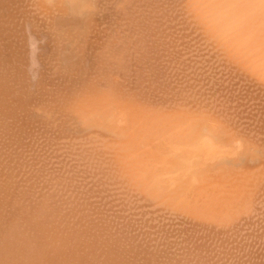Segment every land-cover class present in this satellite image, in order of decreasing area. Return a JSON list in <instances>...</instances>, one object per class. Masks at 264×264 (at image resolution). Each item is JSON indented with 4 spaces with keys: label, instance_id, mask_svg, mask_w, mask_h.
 <instances>
[{
    "label": "rangeland",
    "instance_id": "obj_1",
    "mask_svg": "<svg viewBox=\"0 0 264 264\" xmlns=\"http://www.w3.org/2000/svg\"><path fill=\"white\" fill-rule=\"evenodd\" d=\"M0 19V164H2L0 165V196L2 194L3 197V200L0 197L1 207L3 204L18 205L26 209L29 202L33 203L35 198L40 201L39 198H42V204L46 202L43 205L47 208L43 207L41 201L38 203L36 200L34 202L36 205L33 203L36 208L31 204L32 208L28 207L27 214L33 216L32 219L29 217L31 223L38 217L41 224L45 223L43 225L46 227H48L46 224H49L48 230L51 229L50 225L55 226V223L56 226L59 225L57 229L62 226L68 228L69 219L70 222L72 221V228L68 229L76 228L73 220L78 219L76 221L78 222L81 218L79 215L84 213L85 220L82 217L79 221L81 226L77 227L82 233V229L87 224L85 221H89L91 225L95 222L103 225L110 218L109 223L112 225L114 221L116 223L122 219L121 222L125 221V225L130 226L128 229L133 231H128L127 227L119 222L121 231L125 229L124 232L122 231L123 235L129 234L128 237H131L128 240L125 239L127 236L120 239L122 234L120 227L116 226L118 224L113 226L117 229L111 227L116 233V230L120 231L117 234H121L119 236L112 230L115 234L114 238L116 235V238L119 236L118 243L116 238V243H112L114 240L111 242L108 237L112 245L118 247L115 246L117 250L111 247L114 253L111 252L110 247L107 250L103 246L107 235L111 234L110 236L113 237L109 225L106 234L107 226L105 229H101V226L97 230L98 233L95 231L97 227L93 226L95 229L93 231L97 235L102 232L106 236L101 233V238L104 237L105 240L98 239V241L96 240L98 236L96 237L89 223L87 226L91 230L88 227L84 228V231L88 229L95 235L91 236L94 238L91 244L95 245L92 249H98V245L101 249L103 246L105 250L102 248L104 251H101L104 254L108 253L109 258L111 256L108 251L113 257L117 256L116 251H118L115 260L123 262L124 259L125 263L121 264H134L135 261L145 264L144 259L147 258V262L155 258L151 261L164 264V261H169V254L170 258L171 254L178 257L172 256L173 263L169 258L170 264H179L174 258L180 260L186 254L182 262L180 260L183 264L187 260L190 263L186 264L195 262V264H211V262L212 264H250L252 261L251 264H256L258 261L264 264V3L262 0H0ZM28 39H31V42ZM32 39L35 42H32ZM30 57H33L31 58L33 60ZM234 87L237 89L234 90ZM243 119L245 123L242 122ZM206 124L213 125H211L214 127L212 131L205 129ZM210 133L218 141L213 157H210L211 153H199L200 147H205L204 140ZM165 141L172 143L167 145ZM183 147L188 148L186 151L191 154V159L194 158L192 163L178 157L182 154ZM193 152L199 154L194 157ZM62 157H65L66 161ZM68 166L73 167L71 173ZM20 167L25 171H20ZM33 167L34 170L31 171ZM26 170L31 172L27 175L28 178ZM57 171L61 172L58 174ZM73 171L76 173L72 174ZM42 172L48 175L43 176ZM66 172L69 177L65 176V180L63 176L67 175ZM5 173L6 179L2 178ZM21 174L25 175L24 179ZM16 175L20 176L17 178ZM71 176H74V180ZM8 177L13 181L9 183ZM75 177H78L80 182L76 181ZM29 179H32V182ZM62 180L65 183H62ZM89 180L92 181V187H88ZM37 181L40 187L43 185L45 189L49 185V190H44L42 187L38 190L39 198L32 195L26 199L25 196L31 195L35 189L40 188ZM49 181L54 182L51 185ZM67 181H71V187L73 183H79V187L74 185L77 189L73 187L77 190L74 191L76 193L69 189L71 187ZM60 183L62 186L59 185ZM66 183L69 187L65 185ZM55 184H58V187ZM63 185L72 192L67 191L68 200L65 197L67 195H61L67 189ZM50 186L55 190L52 189L54 197L61 192V188H65L59 196L66 198V204L72 205L71 207L68 205L69 209L63 204L65 200L59 202L60 197L59 199L53 197L58 200V204L52 200ZM100 186L105 187L103 191ZM96 187L99 188V192ZM89 188H92L93 194L88 193ZM80 189L83 197L78 193ZM17 190L21 193L18 194ZM47 190L46 195L43 192ZM94 190L99 195H96ZM4 191L8 195H5ZM13 191L15 192L12 196L17 194V197L10 196V192ZM40 192L46 196V199L43 195H39ZM76 194L81 195L79 196L81 201L86 200L90 205L86 202L81 204ZM75 195L77 198L73 200L72 196ZM101 195L105 197H100ZM7 196L12 199L10 197L7 199ZM5 198L11 201L10 205ZM96 198L100 201H95ZM77 199L80 205H85L86 208L75 204ZM20 200L22 201L19 202ZM100 202L104 204H99ZM92 203H98L99 206L96 207ZM112 203L117 207H113ZM50 204L55 205V212L59 211L56 206H61L60 213L57 212L63 215L58 217V214L56 217L57 212H54ZM64 205L67 210L65 213L62 211ZM78 205L84 210L82 209V212L81 208H78L80 211H75L77 214L80 212L75 215L78 217L76 219L70 212L77 209ZM100 205L108 206V209L111 206L115 210L118 208L117 212L112 210L118 218L115 216L116 218L111 219L112 207L109 211L105 210L106 214L99 211L102 207ZM48 206L52 210H48L50 208ZM11 207H6V210L9 211V208L12 210ZM6 210L4 214L1 213L3 211L0 212L3 217L8 212ZM102 210L104 211L103 208ZM96 211L101 213L95 214ZM19 212L18 215L21 216L20 209ZM103 215L107 220L100 219L104 217ZM12 216L10 217L13 218ZM92 217L93 221L88 219ZM50 220L55 222L50 224ZM70 230L68 235L72 243L66 241L67 238L64 242L58 230L55 231L58 232L61 241L55 246L54 243L57 241L51 240L55 231L47 232L53 234L50 237L47 235L46 238L47 240L51 238V242L53 241L51 246L59 252L61 246L63 250L67 248L64 252L71 253L72 258L77 255L75 253L78 250L86 251L89 256L85 254L87 256L79 259L78 263L82 260L83 264L85 262L105 264V255L100 253L99 249V251L95 249L89 251L86 247L88 240L86 244L83 243L85 247L82 245L81 241L85 240L83 237L87 238L88 230L82 235L76 229L78 239L74 229L71 232ZM89 232L87 234H90ZM65 233L63 234L66 237ZM57 234L55 232V235ZM3 237L0 236V243ZM59 237L54 238L60 240ZM88 238L91 239L89 236ZM165 239L169 240L171 245L167 241L166 245ZM99 240L105 242L100 243ZM135 241L141 242L140 245L144 244L146 248H141L137 242L135 244ZM120 243L121 245L124 243L120 248L129 247V249L124 248L127 259L126 256L121 257L123 254L119 249ZM58 244L61 246L58 247ZM132 244L140 249L132 248ZM164 245L166 247L169 245V249L174 247L168 255L163 254L169 251V249L163 250ZM147 247L152 248V251L154 249L155 254L148 250V253H153L151 256L148 255L147 250L145 251ZM191 248L198 249L195 252ZM184 249H186L185 255H181L178 251L176 253V250H180L184 254ZM198 251L201 259L198 254L196 255ZM64 252L60 254L64 256ZM96 252H99V255ZM161 252L164 256H159ZM203 252L207 254L201 255ZM209 252L212 256L210 259ZM137 253L140 254L138 260L135 259L138 257ZM141 253L143 255L146 253L148 256L144 255L142 258ZM191 253L194 255L192 256ZM152 255L156 256L152 257ZM195 255L199 258H194ZM56 256L63 262L67 257L68 263L72 259L67 253L65 258ZM90 256L92 258L89 260ZM249 256L252 261L249 260ZM131 257H134V262ZM109 258L108 260H114ZM202 258L207 262L204 259L202 261ZM115 260L106 263L114 264Z\"/></svg>",
    "mask_w": 264,
    "mask_h": 264
},
{
    "label": "bare ground",
    "instance_id": "obj_2",
    "mask_svg": "<svg viewBox=\"0 0 264 264\" xmlns=\"http://www.w3.org/2000/svg\"><path fill=\"white\" fill-rule=\"evenodd\" d=\"M262 1H263V3H264V0H262ZM20 3H21V2H20ZM1 6H2V5H1ZM11 7H12V6H11ZM0 20H1V19H0ZM6 26H7V25H6ZM35 29H36V28H35ZM37 29H38V28H37ZM29 33H30V32H29ZM21 34H22V33H21ZM28 35H29V34H28ZM28 38H29V37H28ZM35 38H36V37H35ZM25 39H26V38H25ZM28 40H30V42H31V39H28ZM33 41H34V39H32V42H33ZM34 42H35V41H34ZM39 42H40V41H39ZM27 43H28V42H27ZM29 44H30V43H29ZM32 44H33V43H32ZM25 46H26V45H25ZM30 46H31V44H30ZM34 46H36V44H35ZM28 47H29V45H28ZM25 48H26V47H25ZM30 49H31V48H30ZM23 50H25V49H23ZM32 51H34V50H32ZM29 52H30V51H29ZM34 52H36V51H34ZM30 53L32 54V52H30ZM30 53H29V54H30ZM35 54H36V53H35ZM31 58H33V57H30V59H31ZM31 60H33V59H31ZM35 60H37V59L35 58ZM30 63H31V62H30ZM33 63L36 64L35 62H33ZM30 65H31V64H30ZM32 66H33V65H32ZM31 69H32V68H31ZM260 81H261V80H260ZM211 82H212V81H211ZM213 82H214V81H213ZM221 82H222V81H221ZM231 83H232V82H231ZM209 84H210V83H209ZM212 84H213V83H212ZM243 84H245V83H243ZM254 84H255V83H254ZM216 85H217V84H216ZM223 85H224V84H223ZM240 85H241V84H240ZM245 85H246V84H245ZM260 85H261V84H260ZM218 86H219V85H218ZM224 86H225V85H224ZM233 86H234V85H233ZM235 86H236V84H235ZM247 86H248V85H247ZM247 86H246V87H247ZM251 86H252V85H251ZM251 86H250V87H251ZM254 86H255V85H254ZM262 86H263V85H262ZM229 87H230V86H229ZM243 87H244V86H243ZM255 87H256V86H255ZM219 88H220V87H219ZM232 88H233V87H232ZM235 88H236V87H234V90H235ZM209 89H210V88H209ZM236 89H237V88H236ZM239 90H240V89H239ZM242 90H243V89H242ZM248 90H249V89H248ZM250 90H251V88H250ZM237 91H238V90H237ZM237 91H236V93H237ZM222 92H223V91H222ZM242 92H244V91H242ZM248 92H249V91H248ZM46 93H47V92H46ZM49 93H50V92H49ZM251 93H252V92H251ZM244 94H245V93H244ZM247 94H248V93H247ZM253 94H254V93H253ZM237 95H238V94H237ZM259 95H260V94H259ZM41 96H42V95H41ZM235 96H236V94H235ZM249 96H250V95H248V97H249ZM45 97H46V96H45ZM50 97H51V96H50ZM254 97H255V96H254ZM258 97H259V96H258ZM240 98H241V96H240ZM246 98H247V97H246ZM230 99H231V98H230ZM241 99H242V98H241ZM250 99H251V98H250ZM248 101H249V100H248ZM263 101H264V100H263ZM238 102H239V100H238ZM250 102H251V100H250ZM259 104H260V103H259ZM262 104H263V103H262ZM243 105H244V104H243ZM236 106H237V104H236ZM250 107H251V106H250ZM254 107H255V106H254ZM236 108H237V107H236ZM245 108H247V107H245ZM262 108H263V107H262ZM237 109H238V108H237ZM239 109H240V108H239ZM248 109H249V108H248ZM255 110H256V109H255ZM10 111H11V110H10ZM235 111H236V109H235ZM238 111H241V110H238ZM248 111H249V110H248ZM251 112H252V111H251ZM253 113H254V112H253ZM253 113H252V114H253ZM256 113H257V112H256ZM244 114H245V113H244ZM239 115H240V113H239ZM249 115H250V114H249ZM254 115H255V114H254ZM242 116H243V115H242ZM246 116H247V115H246ZM246 116H244V117H246ZM237 117H238V116H237ZM256 117H258V116H256ZM61 118H62V117H61ZM248 118H249V117H248ZM250 118H251V117H250ZM254 118H255V117H254ZM31 119H32V118H31ZM262 119H263V117H262ZM247 120H248V119H247ZM259 121H260V120H259ZM259 121H258V122H259ZM262 121H263V120H262ZM242 122H244V119H243ZM2 123H3V122H2ZM209 123H212V122L209 121ZM244 123H245V122H244ZM60 124H61V123H60ZM213 124H214V122H213ZM251 124H252V122H251ZM254 124H256V123H254ZM206 125H207V126H206L205 129L208 130V131H212V129L214 128V127H212V126H213L212 124H210V125L206 124ZM211 125H212V126H211ZM258 125H259V124H258ZM47 127H48V126H47ZM35 130H36V129H35ZM56 131H57V130H56ZM204 141H205V142H204V143H205V147H202V146H201V147H200V151H199V153H200V152H202L203 154H205V153L210 154V153H211L210 157H213V153H214L213 151H215L214 149L216 148V145H217L218 141L215 139V137H214L211 133H210V135H207V136H206V138H205ZM165 142L167 143V145H168L169 143H172V141H170L169 143H168L167 141H165ZM3 146H4V145H3ZM171 147H172V146H171ZM173 147H174V146H173ZM183 148H184V147H183ZM183 148H181V150H182V154L179 155V153H178V155H179L178 157L181 158V159H183V161H185V162L192 163V162H193L192 160H194V158L192 157L193 159H191V157H190L191 154L189 155L188 152L186 151L188 148H184V149H183ZM47 149H48V148H47ZM179 149H180V148H179ZM183 151H184V152H183ZM188 151H189V150H188ZM48 152H49V151H48ZM194 152H195V151H194ZM194 152L192 153V156L195 154L194 157H196V155H198L199 153L197 154V153H194ZM189 153H191V152H189ZM4 154H5V153H4ZM47 154H50V153H47ZM47 154H46V155H47ZM200 154H201V153H200ZM44 155H45V154H44ZM2 156H3V155H2ZM2 156H1V157H2ZM48 157H49V156H48ZM48 157H47V158H48ZM12 158H14V157H12ZM44 158H45V157H44ZM62 158H63V157H62ZM62 158H61V159H62ZM5 159H6V158H5ZM5 159H4V160H5ZM35 159H36V158H35ZM53 159H54V158H53ZM64 159H65V157L63 158V160H64ZM11 160H13V159H11ZM69 160H71V159L69 158ZM14 161H15V159H14ZM14 161H12V162H14ZM17 161H18V160H17ZM19 161H20V160H19ZM19 161H18V162H19ZM64 161H66V160H64ZM4 162H5V161H4ZM32 162H33V159H32ZM45 162H46V161H45ZM51 162H52V161H51ZM60 162H61V161H60ZM62 162H63V161H62ZM67 162H69V164L71 163L70 161H67ZM15 163H16V161H15ZM22 163H23V162H22ZM54 163H55V162H54ZM54 163H53V164H54ZM73 163H74V162H73ZM49 164H50V163H49ZM51 164H52V163H51ZM58 164H59V163H58ZM58 164H56V165L58 166ZM61 164H63V163H61ZM66 164H68V163H66ZM0 165H2V164H0ZM4 165H5V164H4ZM4 165H3V166H4ZM9 165H11V164L9 163ZM75 165H76V164H75ZM75 165H74V166H75ZM7 166H8V165H7ZM17 166H18V165H17ZM20 166H21V164H20ZM28 166H30V165H28ZM63 166H64V165H63ZM71 166H72V164H71ZM10 167H11V166H10ZM15 167H16V166H15ZM52 167H54V166L52 165ZM58 167H59V166H58ZM61 167H62V165H61ZM69 167H70V166H68V169H69ZM50 168H51V167H50ZM50 168H49V169H50ZM63 168H64V167H63ZM65 168H66V166H65ZM71 168H72V170H73V167H70V172L67 170L69 173H71ZM76 168H77V166H76ZM79 168L81 169V167H79ZM3 169H4V168H3ZM3 169H2V170H3ZM10 169H11V168H10ZM10 169H9V170H10ZM14 169H15V168H14ZM20 169H21L20 171L23 172L24 169L22 170L21 167H20ZM28 169H29V167H28ZM52 169H53V168H52ZM58 169H59V168H58ZM58 169H56V170H58ZM66 169H67V168H66ZM66 169H64V170L66 171ZM77 169H78V168H77ZM32 170H34V167H33V169H31V171H32ZM74 170H75V169H74ZM6 171H7V170H6ZM6 171H5V172H6ZM13 171H14V170H13ZM17 171H18V170H17ZM20 171H19V172H20ZM24 171H25V170H24ZM26 171H27V170H26ZM40 171H41V170H40ZM62 171H63V170H62ZM10 172H11V170H10ZM44 172H45V171H44ZM54 172H55V171H54ZM60 172H61V171H60ZM60 172H59V173H60ZM74 172H75V171H73L72 174H74ZM3 173H4V172L2 171V174H3ZM11 173L13 174V172H11ZM17 173H18V172H17ZM17 173H16V174H17ZM25 173H26V172H25ZM30 173H31V172H30ZM30 173H29V171H27L26 176H27V175H30ZM57 173H58V171H57ZM57 173H56V174H57ZM59 173H58V174H59ZM63 173H64V172H63ZM66 173H67V172H66ZM75 173H76V172H75ZM79 173H80V172H79ZM2 174H1V176H2ZM18 174H20V173H18ZM35 174H36V172H35ZM41 174H43V172H42ZM44 174H45V173H44ZM44 174H43V176L48 175V173H46V175H44ZM49 174H50V173H49ZM58 174H57V175H58ZM64 174H65V173H64ZM77 174H78V173H77ZM39 175H40V172H39ZM4 176H5V177H4ZM19 176H20V175H19ZM19 176L16 175L17 178H18ZM21 176H22V174H21ZM23 176H25V175H23ZM23 176H22V177H23ZM65 176H68V177H69L68 173H67V175H64L63 177H65ZM75 176H77V175H75ZM35 177H36V176H35ZM37 177H38V175H37ZM37 177H36V178H37ZM52 177H53V176H52ZM52 177H51V178H52ZM2 178H5V179H6V173L2 176ZM25 178H26V177H25ZM27 178H28V176H27ZM27 178H26V179H27ZM36 178H35V179H36ZM38 178H39V177H38ZM41 178H42V177H41ZM44 178H45V177H44ZM47 178H48V176H47ZM58 178H59V175H58ZM71 178L73 179L74 176H71ZM75 178H77V179H75L76 181H79V180H78V177H75ZM8 179H9V183H10V181H11V182L13 181V180H10L9 177H8ZM23 179H24V177H23ZM48 179H49V178H48ZM55 179H56V178H55ZM62 179H63V178H62ZM64 179L66 180V177H65ZM69 179H70V178H69ZM2 180H3V179H2ZM29 180H31V182H32V179H29ZM36 180H38V179H36ZM36 180H35V181H36ZM41 180L44 181V179H41ZM60 180H61V179H60ZM67 180H68V179H67ZM70 180H71V179H70ZM73 180H74V179H73ZM7 181H8V180H7ZM27 181H28V180H27ZM38 181H40V180H38ZM38 181L36 182L37 184H38ZM46 181H47V180H46ZM62 181H63L62 183H65L64 180H62ZM76 181H74V182H76ZM5 182H6V181L4 180L3 183H5ZM49 182H50V181H49ZM53 182H54V181H53ZM53 182H52V183L50 182L51 185L53 184ZM56 182H58V181H56ZM67 182H69V181H67ZM79 182H80V181H79ZM89 182H90V185H88V187L91 186V182H92V181L89 180ZM23 183H24V182H23ZM26 183H27V182H26ZM42 183H43V182H42ZM47 183H48V182H47ZM62 183H60L59 185L62 186ZM69 183H70V187H71V181H70ZM81 183H82V182H81ZM96 183H97V182H96ZM11 184H12V183H11ZM24 184H25V183H24ZM28 184H29V183H28ZM37 184H36V185H37ZM43 184H45V182H44ZM73 184L79 187V183H78V184L73 183ZM4 185H5V184H4ZM20 185H21V184H20ZM38 185H39V187H40V184H38ZM46 185H47V184H46ZM55 185H56V184H55ZM57 185H58V184H57ZM57 185H56V186H57ZM65 185L68 186L69 184L66 183ZM65 185H63V186H64L65 188H67V189H66V190H65V188L62 189L61 186H60V188H61L60 190H61V192H62V190H63V191L65 190L66 193H64V192H65V191H64V192H62V194H61V192L58 191L59 194H61L62 196H64L63 194L67 195V191H68L69 189H71L72 192L77 191V190H74L75 188L77 189L76 186L73 185L71 188L68 189L69 186L67 187V186H65ZM96 185H97V184H96ZM80 186H81V184H80ZM92 186H93V185H92ZM92 186H91V187H92ZM97 186H98V185H97ZM3 187H4V186H3ZM7 187H8V186H7ZM26 187H27V186H26ZM35 187H36V186H35ZM42 187L44 188L43 185H42ZM42 187H40V188H38V189H35V192H33V193H35L36 195H34L33 193H32L31 195H29V192L31 193V190H30L29 192H27V194H28L29 196H25V198L28 199L29 197H32V195H33V197H38V198H39V196H38V192H39V191H38V190H41ZM57 187H58V186H57ZM73 187H75V188L73 189ZM88 187H87V188H88ZM4 188H5V187H4ZM10 188H12V187H10ZM20 188H21V187H20ZM54 188H56V187L54 186ZM80 188H81L82 191H83V188H82V187H80ZM96 188H97V187H96ZM100 188H102L101 190L103 191V188H105V187H101V186H100ZM1 189H2V188H1ZM16 189H17V188H16ZM16 189H15V191H16ZM30 189H31V188H30ZM46 189L49 190V185H47V188H46ZM46 189L44 188V190H46ZM52 189H53V188L50 186V190L52 191V193H51V191H49V192L53 195L55 190L53 189V190H54V191H53ZM58 189H59V188H58ZM58 189H57V190H58ZM78 189H79V188H78ZM81 189L79 190L78 193H81V195H82V197H83V194H82L83 192H80ZM91 189H92V188H91ZM91 189H90V188H89V190L87 189V190H88V193L90 192L91 194H93V193H92L93 191L91 192ZM98 189H99V188H97L96 190L98 191ZM7 190H8V189H7ZM12 190H13V189H12ZM18 190L20 191V189H18ZM18 190H17V193H18ZM28 190H29V187H28ZM36 190H37V191H36ZM48 190H47V191H44L43 193H45V194L47 195L46 192H48ZM15 191L10 192V194H11L10 196L13 197V198H14V196L17 197V194H14V196H12V195H13L12 193H14ZM26 191H27V190H26ZM69 191H70V190H69ZM71 191H70V193H72ZM94 191H95V190H94ZM4 192L6 193V191H4ZM7 192H8V191H7ZM98 192H99V191H98ZM105 192H106V191H105ZM20 193H21V192H19L18 194H20ZM24 193H25V191H24ZM24 193H22V195H23ZM40 193H41V192H40ZM43 193H41V194H39V195L42 196ZM70 193H69V194H70ZM74 193H76V192H74ZM85 193H87V192H86V189H85ZM85 193H84V194H85ZM96 193H97V192L95 191V194H96ZM27 194H25V195H27ZM55 194H56V193H55ZM59 194H58L57 196L55 195V197H57V199H59V197H60ZM101 194L104 195L105 193H101ZM5 195H8V193H6ZM5 195H3V196H5ZM73 195H74V194H73ZM76 195H77L78 199L80 200L81 197H79V196H81V195H79V196H78V194H76ZM76 195H75V196H72L73 200H74V198H77ZM96 195H99V194H96ZM1 196H2V194H1ZM1 196H0V197H1ZM10 196H7V197H8L7 199H9ZM20 196H21V195H20ZM20 196H18V198H19ZM23 196H24V195H23ZM43 196H44V198L46 197L45 195H43ZM62 196L60 197L61 200H59V202L61 201L60 203H62V199H63ZM70 196H71V195H70ZM86 196H87V194H86ZM86 196H85V197H86ZM94 196H95V195H94ZM106 196H107V195H106ZM11 197H10V198H11ZM53 197H54V195L52 196V200H55V199H54L55 197H54V198H53ZM65 197H67V200H68L69 195H67V196H65ZM85 197H84V200H85ZM87 197H88V196H87ZM89 197H91V196H89ZM98 197H99V196H97V198H98ZM100 197H105V196H102V195H101ZM100 197H99V198H100ZM108 197H109V196H108ZM1 198H2V200H3V197H1ZM20 198H21V197H20ZM22 198H24V197H22ZM25 198H24V199H25ZM47 198H49V197L47 196ZM50 198H51V195H50ZM97 198L95 199V201L97 200ZM5 199H6V198H5ZM7 199H6V200H7ZM11 199H12V198H11ZM26 199H25V200H26ZM39 199H41L40 201H41V204H42V198H39ZM45 199H46V198H45ZM65 199H66V198H65ZM65 199H63V200H65ZM78 199H77V201L75 200V204H79V205H80V203L82 204V202H83V203L86 202V200H85V201H81V200H82V199H81V200H80L81 202L79 203V202H78ZM100 199H101V198H100ZM100 199H99V201H100ZM106 199H107V198H106ZM106 199H105V201H106ZM22 200H23V199H22ZM22 200H20L19 202H21ZM36 200H37V198H35V200L32 201V202L34 203V202H36ZM71 200H72V199H71ZM89 200H90V199H89ZM89 200H87V201H89ZM103 200H104V199H103ZM108 200H110V199L108 198ZM112 200H113V199H112V197H111V201H112ZM4 201H5V200H4ZM7 201H9V200H7ZM37 201H38V203L40 202L39 200H37ZM48 201H50V199H49ZM48 201H47V203H48ZM57 201H58V200H55L54 202H57ZM90 201H91V200H90ZM97 201H98V200H97ZM99 201H98V202H99ZM101 201H102V200H101ZM111 201H110V202H111ZM9 202H10V203H9V205H10V204H11V201H9ZM24 202H25V201H24ZM28 202H29V201H28ZM28 202H26V203H28ZM67 202H68V201H67ZM76 202H78V203H76ZM16 203H17V201H16ZM33 203H30V202H29V204H27V208H26V209H24L23 206L21 207V206H18V205H10V206L7 205V206H6V205H4L3 203H2V204H3V205H2L3 207L0 206V207L2 208L1 211H3V212H1V211H0V212L3 213V214H4L5 210H6V207H11V206H12L11 209H12L13 211L10 210V208H9V211H8V209H7L6 211H8V212L11 211L10 213H13V214H14V216H12L13 214H12V215H11L10 213L7 214V213H8V212H7V213H5L7 216L4 215V217H3V216L1 215V213H0V236H2V237L4 236L2 242L0 243V264H65L66 262L68 263V261H66V260H67V257L65 258L66 253H67V255L70 257V259L72 258V257H71L72 254H71V253H68V251H66V253H65L64 251L67 250V248H66L65 250H63L64 248H62L61 244L63 243V241H64V242L68 241L69 243H72V241H71V237H70V235H68V234H70V233H68V231L70 230V229H68V228H69V227L72 228V225H71L72 221L70 222V219L68 220L69 222H67V223H68V224L70 223V226H69L68 228H66L67 226H62V227H59V228L57 229V227H58L59 225L56 226V223H55V226H54V224L52 225L51 223H54L55 221L51 222V220H50V224H51V225H50V228H51V229H54V228H55L54 230H51V229L48 230V229H49V224H46L48 227H46L45 225H43V224H45V223H42V224H41V221H40L39 219H37L38 217H36V219H34L33 222L31 223L32 220L29 219L30 216H29V214H27V213H28V207L30 206V208H32L31 204L33 205ZM38 203H37V206H38ZM68 203H69V202H68ZM70 203H73V202H70ZM86 203H88V202H86ZM106 203H107V202H106ZM20 204H21V203H20ZM34 204H35V203H34ZM43 204H46V202H44ZM43 204H42V205H43ZM57 204H58V202H57ZM63 204H66V200L63 201ZM92 204H93V203H92ZM99 204H104V202H103V203L100 202ZM99 204H98V203H97V204L95 203V204H93V205H96V207H98ZM107 204H108V203H107ZM112 204L114 205L115 203H112ZM35 205H36V204H35ZM35 205H33V207H35ZM48 205H49V203H48ZM50 205H52V204H50ZM60 205H61V204H60ZM66 205H67V208H66V209H69V207H68L69 204H66ZM79 205H78V207H76L77 209L72 210V211H74V212H75V211H78L81 207H85V208H86L85 205H80L81 207H79ZM87 205H90V204L88 203ZM97 205H98V206H97ZM108 205H109V204H108ZM4 206H5V209H4ZM39 206H41V205L39 204ZM46 206H47V205H46ZM54 206H55V205H54ZM54 206L52 205L53 208H54ZM69 206H70V205H69ZM71 206H72V205H71ZM71 206H70V207H71ZM100 206H102V205H100ZM115 206H116V205H114L113 207H115ZM43 207H45V205H43ZM43 207H41L42 210L44 209ZM48 207H50V206H48ZM56 207L59 208V211L56 210V212L58 211V212L60 213V211H61V210H60V207H61V206L57 205ZM93 207L95 208V206H93ZM111 207H112V206H111ZM111 207H109V209H110ZM113 207H112V208H113ZM116 207H117V206H116ZM35 208H36V207H35ZM45 208H47V207H45ZM58 208H57V209H58ZM62 208H64L62 211L65 213V212L67 211V210L65 209V205L62 206ZM78 208H79V209H78ZM102 208L104 209V211L102 210ZM105 208H106V209H105ZM3 209H4V210H3ZM19 209H20V211H21V216H22V217L18 215V213L20 214ZM38 209H39V208H38ZM49 209H51V207L48 208V210H49ZM82 209L84 210V208H81V209H80V210L83 212ZM90 209H91V208H90ZM95 209L98 210V208H95ZM109 209H108V206H106V207H105V206H104V207L102 206L101 209H99V211L101 210V212L105 213V210H108V211H109ZM44 210H45V209H44ZM51 210H52V209H51ZM64 210H65V211H64ZM80 210H79V211H80ZM85 210H86V209H85ZM112 210H115V208L111 209V213L113 212ZM116 210H118V208H117ZM116 210H115V211H116ZM15 211H16V212H15ZM17 211H18V212H17ZM45 211H46V210H45ZM70 211H71V209H70ZM70 211H69V212H70ZM72 211H71L70 213L72 214V217H73V216H75V215L77 214V212L73 213ZM88 211H89V210H88ZM90 211H91V210H90ZM99 211H96L95 214H96L97 212H99ZM14 212H15L16 214H15ZM52 212H53V211H52ZM54 212H55V208H54ZM54 212H53V213H54ZM56 212H55V213H56ZM58 212L56 213V215H55V214H52L51 212H50V213H51L52 215H55V216L57 217V215L59 214ZM69 212H67V213L70 214ZM101 212H99V213H101ZM116 212H117V211H116ZM118 212L120 213V211H118ZM47 213H48V212H47ZM67 213L64 214V216H63L64 218H63V219H65V215H67ZM79 213H80V212H79ZM79 213H78V214H79ZM111 213H110V214H111ZM71 214H70V215H71ZM78 214H77V215H78ZM84 214H85V213H84ZM84 214H82V215L80 214L79 217L82 218ZM105 214H106V213H105ZM115 214H116V213H115ZM115 214L112 213V218H111V219H113V217L116 216ZM117 214H118V213H117ZM60 215H63V213H62V214H59L58 217H61ZM70 215H68V218H70ZM86 215H87V214H86ZM88 215H89V214H88ZM113 215H114V216H113ZM1 216H2V217H1ZM5 216H6V217H5ZM8 216H9V217H8ZM10 216H12L13 218H11ZM84 216H85V215H84ZM91 216H92V214H91ZM101 216H102V215H101ZM103 216H104V217H101L100 219L105 218V215H103ZM106 216H107V215H106ZM32 217H33V216H32ZM32 217H30V218L32 219ZM72 217H71V220H73ZM75 217H76V219L78 218L77 216H75ZM86 217H87V216H86ZM110 217H111V216H110ZM116 217H117V216H116ZM116 217H115V218H116ZM73 218H74V217H73ZM81 218H79V221H81ZM83 218H84L83 220H85V217H83ZM97 218H98V217H97ZM117 218H118V217H117ZM63 219H61V220L63 221ZM66 219H67V216H66ZM88 219H91V221L94 220L93 217H92V218H88ZM105 219H106V218H105ZM119 219H120V216H119ZM29 220H30V223H31V224L29 223ZM77 220H78V219H77ZM77 220H76V221H77ZM106 220H107V219H106ZM115 220L117 221V219H115ZM123 220H124V219H123ZM59 221H60V220H59ZM59 221H58V222H59ZM73 221H74V225L80 228V226H81V224H79L80 222H79V221L76 222L75 219H74ZM112 221H114V220H111V222H112ZM121 221H122V219H121ZM121 221H118V222H116V223L118 224V223L121 222ZM177 221H178V220H177ZM45 222H46V221H45ZM99 222H100V220H99ZM106 222H107L106 224H105V223L103 224L104 227H103V225L96 224L97 222H95V224H96L97 226H96L95 224H94V225H91V223H89V221H88V222L85 221V223H87L85 226H84V223H83V222H81V223H82V225L84 226V228H85V227H86V228L88 227V229H90V227L92 226V228H91L92 231H93L94 227H97L96 230L94 229V230L96 231V233H98L97 230H99V228H101V226H102L101 229H103V228L105 229L106 226H107V228H106V230H105V234H106V232L108 231L107 229H108L109 227H110L109 229H111V231H112L116 226H119V225H120V224H118V225H116L115 227H113L116 223H115V221H114L113 224L111 225V224L109 223V222H110V218H109V221H106ZM126 222H127V221H126ZM128 222H129V221H128ZM178 222H179V221H178ZM180 222H182V221H180ZM47 223H48V222H47ZM63 223H64V222H63ZM88 223L90 224V225H89L90 227L87 226ZM121 223H122V225H123V224L125 225V221H124V223H123V222H121ZM175 223H176V222H175ZM175 223H174V224H175ZM58 224H59V223H58ZM68 224H67V225H68ZM76 224H78V225H76ZM92 224H93V223H92ZM127 224H128V223H127ZM42 225H43V228H42ZM108 225H109V227H108ZM128 225H130V224H128ZM51 226H54V228H52ZM60 226H61V225H60ZM75 226H74V227H75ZM83 226H82V227H83ZM93 226H94V227H93ZM98 226H99V227H98ZM125 226H126V225H125ZM125 226H124V227H125ZM135 226H136V225L134 224V227H135ZM163 226H164V225H163ZM44 227H45V228H44ZM64 227H65V228H64ZM77 227H76V228H73V229H74V231L76 232L75 234L77 235V239H78L79 237H78L77 231H78L79 228H77ZM111 227H113V229H112ZM119 227H120V231H121V226H119ZM119 227H118V228H119ZM126 227H127V226H126ZM129 227H130V226H129ZM129 227L126 228L128 231L131 230V229H128ZM60 228H61V229L64 228V229H62V231L65 230L63 233H65L66 230L68 229V230H67V233H65V234H66V237L64 236V234L62 233V231H61ZM84 228H83V229L81 228V229L83 230V233H84V235H85V231H87L88 229H86V230L84 231ZM162 228H163V227H162ZM177 228H178V227H177ZM179 228H180V227H179ZM182 228H184V227H182ZM40 229H41V230H40ZM44 229H47L48 231L45 230V231H46V232H45ZM73 229H71V230H73ZM76 229H77V231H76ZM91 229H90V230H91ZM116 229H117V227H116ZM171 229H172V228H171ZM42 230H43V231H42ZM55 230H58V231H59V233L61 234L60 237L63 236L61 239L64 238L63 241H62V243H61V244H58V245H59L58 247L61 246V247H60V252H59V250H55V248L51 246V243L53 242V241L51 242V240H54V242L57 241L56 243H54V246L58 243V241H61V239H60V237H59V234H57L58 232L55 231ZM71 230H70V232H71ZM79 230H80V229H79ZM127 230H126V231H127ZM164 230H166V229H164ZM49 231H51V232H54V231H55L57 235H55V232H54V236H51V234H53V233H49V234H47V232H49ZM74 231H72V232H73V235H74ZM95 231H93L94 234H96ZM109 231H110V230H109ZM113 231H114V230H113ZM113 231H112V235H113V237L110 236L111 234H110L109 236L107 235V239H106V240L104 239V237H106V236L104 235V233H102V232L99 233L100 238H99V235L96 234V237L98 236L97 239H96L97 241H98V239H101V240L104 239V240L106 241V242L104 241L105 244H104L103 246H105V248H106L107 250L110 249L111 247H115V246L117 247V245H115V244L112 245V243H114V242L116 243V241H117V243H118V242H119V241H118L119 238H120V239H124V238L127 236V238H125V239L128 240V238L130 237V236L128 237V235H129V234H128V233H129L128 231H127V232H128V233H127L128 235L125 234V236H124L123 233H122V231H123V230H122V231H121V234H122V235L120 234V235H121V236H120L119 234H117L119 230H116L117 233L114 231L115 234L119 235L120 237L118 236L119 238H118V237L116 238V236H117V235H116L115 238H116L117 240L115 241V238H114V235H115V234L113 233ZM120 231H119V232H120ZM124 231H125V229H124ZM124 231H123V232H124ZM131 231H133V229H132ZM169 231H170V230H169ZM179 231H180V230H179ZM181 231H182V230H181ZM185 231H186V230H185ZM43 232H44V233H43ZM88 232H89V230H88ZM88 232H86V237L88 238V236H89L91 239L89 240V238L87 239V238H85V237L82 236V237L86 240V242H85V240H84V241H81L82 245H83L84 247L87 245L86 247H87V249H89V251H90V250L93 251V249H95V251H96V250H97V251H99V250H100V251L103 250L102 248H104V247L102 246V248L100 249V248H99V247H100L99 245H98V246L96 245V246L98 247L99 250L96 249V248H93V249H92V247H94L95 245L93 246V244H91V243H92L91 240L94 239L93 237H94L95 235H94L93 232H91V231L89 232L90 234H87ZM165 232H167V231H165ZM42 233H43V234H42ZM78 233H82L81 230H80V232L78 231ZM83 233H82V235H83ZM101 233H102L103 236H104L103 238H101V236H102ZM139 233H140V231H139ZM3 234H5V235H3ZM45 234H46V236H45ZM91 234H92V235H91ZM132 234H133V233H131V235H132ZM169 234H171V233H169ZM43 235H44L45 238L43 237ZM47 235H48V237L51 236L52 239L49 238V240H47V239H48V238H46ZM76 235H74L75 238H76ZM163 235H164V234H163ZM79 236H81V234H79ZM91 236H93V237H91ZM122 236H123V237H122ZM133 236H134V235H133ZM141 236H142V235H141ZM164 236H166V235H164ZM54 237H56V238L59 237L60 240H58V239H56V238H54ZM68 237H69V238H68ZM82 237H81V239H82ZM96 237H95V238H96ZM108 237H109V240H111V242H112L113 240H114V241L111 243V242L108 240ZM111 237L114 238V239H112ZM134 237H136V235H135ZM137 237H138V236H137ZM137 237H136V238H137ZM142 237H143V236H142ZM161 237H162V236H161ZM66 238L69 239V240H67ZM130 238H131V237H130ZM139 238H140V235H139ZM147 238H148V237H147ZM159 238H160V237H159ZM165 238H166V237H165ZM50 239H51V240H50ZM55 239H56V240H55ZM65 239H66V241H65ZM77 239H75V240H77ZM161 239L163 240V238H161ZM166 239H168V238H166ZM166 239H165L164 242L167 241V242L169 243L170 241H169V240H166ZM0 240H1V239H0ZM82 240H83V239H82ZM87 240H88V243H87ZM127 240H125V241H127ZM131 240H132V239H131ZM131 240H129V241H131ZM139 240H140V239H138V241H139ZM162 240H161V241H162ZM73 241H74V240H73ZM77 241H79V240H77ZM94 241H95V240H94ZM94 241H93V243H94ZM108 241L110 242L111 246H110V244H108V243H109ZM121 241H122V240H121ZM143 241H145V240L143 239ZM152 241H153V240H151V242H152ZM157 241H158V240H157ZM99 242L101 243V242H103V241H100V240H99ZM104 242H103V243H104ZM136 242H137V241H135V244H136ZM153 242H155V241H153ZM167 242L165 243L166 245L168 244ZM59 243H60V242H59ZM77 243H80V241L77 242ZM81 243H80V244H81ZM83 243H84V244L87 243V244L84 245ZM100 243H99V244H100ZM121 243H122V242H121ZM121 243L119 244V249H121L120 251H121V254H123V256H122L121 254H119V255H121V257H123V258L126 256V259H127V255H124V252H125L124 248H128V249H129V247L120 248ZM124 243H126V242H124ZM124 243L121 245L122 247H123ZM137 243L139 244V246H141V245H140L141 242H137ZM145 243H147V242H145ZM160 243H161V242H160ZM170 243H171V242H170ZM170 243H169V244H170ZM199 243H200V242H199ZM52 244H53V243H52ZM89 244H91V246H90ZM96 244H98V243H96ZM135 244H134V245H135ZM156 244H157V243H156ZM71 245H72V244H71ZM106 245H108V246L106 247ZM152 245H153V244H152ZM154 245H155V244H154ZM159 245H160V244H159ZM161 245H162V244H161ZM166 245H164V246H165V249H163V250H168V249H169V248H168L169 245H168L167 247H166ZM170 245H171V244H170ZM172 245H173V244H172ZM182 245H183V244H182ZM88 246H89V247H88ZM150 246H151V244H150ZM193 246H195V245H193ZM72 247H73V245H72ZM90 247H91V249H90ZM108 247H110V248H108ZM116 247H115V248H116ZM137 247H138V246H137ZM144 247H145L144 244H142L141 248H144ZM151 247H152V246H151ZM155 247H157V246H155ZM158 247H159V246H158ZM161 247H163V246H161ZM170 247H171V246H170ZM196 247H197V246H196ZM73 248H74V247H73ZM105 248H104V250H105ZM117 248H118V247H117ZM117 248L114 249V250H117ZM132 248H134V249H140L139 247H138V248H136V246L134 247L133 244H132ZM145 248H146V247H145ZM147 248H148V247H147ZM166 248H167V249H166ZM172 248H174V247L172 246L171 249H169V251H168L167 253H163L164 251L160 249V250L163 251V252H161L160 254L158 253L159 256H160L162 253H163L164 255H165V254L168 255V254L170 253V251L172 250ZM177 248L180 249L179 247H177ZM193 248H195V247H193ZM61 249H62V250H61ZM77 249H78V247H77ZM151 249H152V248L145 249V251L147 250V254L150 255V256H151V254H153V253H151V254L148 253V250H150V252H151V251H152ZM155 249H156V248H155ZM191 249H192V248H191ZM196 249H198V248H196ZM196 249H195V250L192 249V250L196 252ZM80 250H81V249H80ZM104 250H103V251H104ZM114 250H112V248H111V252H112V253H114V252H113ZM131 250H133V249H131ZM156 250L159 251L158 248H157ZM185 250H186V249H184V251H183L184 254L181 253L180 250H176V253L179 252L181 255H185V252H186ZM202 250H203V249H202ZM103 251H101L100 253L104 254ZM142 251H143V250H142ZM177 251H178V252H177ZM193 251H192V252H193ZM206 251H207V250H206ZM208 251H210V249H209ZM61 252H64V253H63L64 256H62V255L60 254ZM78 252H79V250L75 253V254H77L78 256H77V255H76V256H73V258L71 259V262L69 261L68 264H72V263H74V264H80V263L83 264V263H82V260L79 261L80 263H78V260H79V259H82V257L87 256L88 254H87L86 251H85V252H84V251H80L79 253H78ZM83 252H84V253H83ZM108 252H109V254H110V256H111L110 258H109V256H108V253H107V254H106V253L104 254L107 263H108L109 261H114L115 258L118 256V254H117L118 251H116V255H117V256H115V257H113V254H112L110 251H108ZM122 252H123V253H122ZM152 252H154V249H153ZM155 252H156V251H155ZM155 252H154V254H155ZM165 252H166V251H165ZM195 252H194V253H195ZM262 252H263V251H262ZM57 253H58V254H57ZM93 253H94V252H93ZM96 253H98V255H99V252H96ZM119 253H120V252H119ZM125 253H126V252H125ZM132 253H133V252H132ZM132 253H130V254H132ZM134 253H135V252H134ZM134 253H133V254H134ZM187 253H189V252H187ZM194 253H191L192 256L194 255ZM199 253H200V252L198 251V253H196V255L198 254L197 256H199V255H200ZM204 253H205V252L201 253V255H203ZM69 254H70V255H69ZM81 254H83V255H81ZM85 254H87V255H85ZM147 254L145 253L144 255L146 256ZM191 254H188V255L191 256ZM205 254H207V253H205ZM56 255H58V257L60 256V258H61V257H62V258L64 257V258L66 259V260H65L66 262H65V261L63 262V261L59 260L58 258H56V257H57ZM104 255H102V256L104 257ZM106 255H107L108 257H107ZM136 255H137L138 257L135 258V259L138 260L140 254L137 253ZM136 255H134V256H136ZM141 255H142V258H143L144 255H143L142 253H141ZM148 255H147V256H148ZM156 255H157V254H156ZM156 255H152V257H153V256H156ZM164 255H161V256H164ZM171 255L174 256L175 258H178L177 256H175V254H174V255L171 254ZM177 255H178V256H181V255H179V254H177ZM186 255H187V254H186ZM186 255H185V256H186ZM196 255H195V256H196ZM208 255L210 256V252L208 253ZM211 255H212V254H211ZM215 255H216V257H217V254H215ZM221 255H222V254H221ZM221 255H220V256H221ZM88 256H89V255H88ZM92 256H93V254H92ZM131 256H132V255H131ZM172 256H171V258H170V254H169L168 257L171 259V262L173 263V257H172ZM185 256H183V257H185ZM192 256H191V257H192ZM195 256H194V258H199V257H200V256H199V257H197V256L195 257ZM206 256H207V255H206ZM213 256H214V255H213ZM69 257H68V259H69ZM74 257H76V259H74ZM112 257H113V258H112ZM121 257H119V259H120ZM157 257H158V255H157ZM157 257H156V258H157ZM183 257H182V258L179 257L180 260H181V262H182ZM90 258H92V257H91V256L88 257L89 260H90ZM93 258H94V257H93ZM108 258H109V259H114V260H108ZM131 258L133 259L134 257H131ZM144 258H145V257H144ZM164 258H165V257H164ZM169 258H168L169 261H167V260L164 261V264H168V262H169V264H170V259H169ZM175 258H174V260H177V263H179V264H183V263L180 262V260L175 259ZM187 258H188V256H187ZM187 258H186V260H187ZM205 258L208 259L207 257H205ZM205 258H202V261H203V259H204V261H205V260H206ZM210 258H212V256H210L209 259H210ZM217 258H219V256H218ZM220 258H221V257H220ZM249 258H250V256H249ZM95 259L97 260V258H95ZM116 259H117V258H116ZM135 259H133V262H134ZM140 259H141V258H140ZM140 259H139V261H140ZM154 259H155V258H151V260H154ZM165 259H166V258H165ZM184 259H185V258H184ZM189 259H190V258H189ZM200 259H201V257H200ZM245 259H246V257H245ZM259 259H260V258H259ZM73 260L76 261V262H73ZM89 260H88V262H89ZM96 260H95V261H96ZM141 260H142V259H141ZM144 260H146L145 264H146V263L150 264V263L152 262L151 260H150L151 262H150V261L147 262L148 258H147V259H144ZM156 260H157V259H156ZM190 260H191V259H190ZM196 260H197V259H196ZM215 260H216V258H215ZM218 260H219V259H218ZM218 260H217V261H218ZM249 260H251V258H250ZM60 261H61V263H60ZM92 261H93V260H92ZM99 261H100V260H99ZM115 261H116V260H115ZM119 261H120V264H121V263H125L124 259H122L123 262H121V260H119ZM119 261H116V262H118V264H119ZM131 261H132V260H130V262H131ZM160 261H162V260L160 259ZM178 261H179V262H178ZM183 261H184V260H183ZM192 261H194V260H192ZM197 261H199V260H197ZM202 261H201V262H202ZM208 261H209V260H208ZM212 261H213V260H212ZM217 261H216V262H217ZM220 261H221V260H220ZM224 261H225V260H224ZM224 261H223V262H224ZM243 261H244V259H243ZM246 261H247V259H246ZM251 261H252V260H251ZM251 261H250V262H251ZM255 261H256V260H255ZM261 261H262V260H261ZM93 262H94V261H93ZM93 262H90V263H93ZM100 262H102V261H100ZM103 262H104V261H103ZM106 262H105V264H107ZM116 262H115L114 264H116ZM158 262H159V261H158ZM165 262H167V263H165ZM187 262L190 263L189 260H187ZM187 262H186V263H187ZM205 262H207V261H205ZM209 262H210V261H209ZM225 262H226V261H225ZM250 262H249V263H250ZM252 262H253V261H252ZM252 262H251V263H252ZM258 262H259V261H258ZM258 262H256V264H260V263H258ZM67 263H66V264H67ZM128 263H129V262H128ZM135 263H139V262L135 261ZM135 263H134V264H135ZM152 263H153V264H156V263H154V262H152ZM152 263H151V264H152ZM174 263H176V262L174 261ZM186 263H185V264H186ZM192 263H193V262H192ZM195 263H196V262H195ZM195 263H193V264H195ZM198 263H199V262H198ZM243 263H244V262H243ZM245 263H247V262H245ZM251 263H250V264H251ZM84 264H86V262H85ZM93 264H95V263H93ZM96 264H97V263H96ZM102 264H103V263H102ZM109 264H110V263H109ZM111 264H113V263H111ZM139 264H142V263L140 262ZM157 264H158V263H157ZM159 264H162V262H159ZM199 264H200V263H199ZM201 264H202V263H201ZM211 264H212V262H211ZM213 264H215V263H213ZM236 264H237V263H236Z\"/></svg>",
    "mask_w": 264,
    "mask_h": 264
}]
</instances>
